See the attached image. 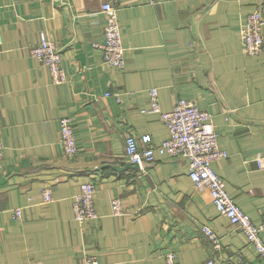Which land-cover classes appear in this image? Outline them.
<instances>
[{
  "label": "crops",
  "instance_id": "obj_1",
  "mask_svg": "<svg viewBox=\"0 0 264 264\" xmlns=\"http://www.w3.org/2000/svg\"><path fill=\"white\" fill-rule=\"evenodd\" d=\"M118 8L123 68L104 63L91 41L102 38L100 5ZM264 0H0V264H264L254 246L197 189L182 156L154 153L142 169L123 167L125 136L167 127L148 108L177 97L210 113L225 157L212 163L226 191L253 220L264 219V55L241 51L247 14ZM44 34L61 50L68 81L54 84L30 54ZM119 94L120 101L116 100ZM66 115L79 147L66 156L57 119ZM84 181L96 186L99 216L77 221L72 202ZM48 186L54 199L42 202ZM124 214H114L113 198ZM21 208V217L14 208ZM209 227L220 248L201 230ZM264 240V235L262 236Z\"/></svg>",
  "mask_w": 264,
  "mask_h": 264
},
{
  "label": "built area",
  "instance_id": "obj_2",
  "mask_svg": "<svg viewBox=\"0 0 264 264\" xmlns=\"http://www.w3.org/2000/svg\"><path fill=\"white\" fill-rule=\"evenodd\" d=\"M151 4L157 0H145ZM104 16L102 38L99 41H91L92 45L101 51L104 63L123 68L125 59L124 47L120 39V25L118 20V8L110 1L100 5ZM242 24L239 37L241 38V51L249 55H264V18L259 9L247 14ZM0 34V51H1ZM30 54L48 69L49 76L54 84L68 81L63 67L61 50L44 34H40L38 41L30 47ZM149 106L147 109L156 112L167 127V135L162 137L159 144L153 145L149 133L135 135L127 132L125 136V156L132 163H136L142 169L144 164L154 160V153L182 156L188 162V175L194 188L207 189L211 196V202L215 208L227 217L229 223L239 229L245 240L250 242L257 256L264 263V219L253 220L235 203L233 197L226 191L225 179L217 174L212 163L225 157V152L220 148L217 140L218 130L211 122H208L210 113L208 110L198 107L195 100L177 97L171 109L164 110L160 107L158 91L155 87L148 89ZM116 100L120 101L119 94ZM59 128V143L62 152L66 156H74L79 147L75 144V132L66 115H60L57 119ZM2 133L0 130V159L3 154ZM259 168H264V155L256 158ZM96 186L94 181H84L80 190L75 194L72 202V212L77 221H90L99 216L95 210ZM42 202L47 203L54 199L48 186L41 190ZM111 208L114 214H124L123 204L120 199L113 198ZM16 218L21 217V208H14ZM201 230L212 244V249L220 248L219 238L209 225H202ZM235 260L244 263L240 254ZM166 264H178L173 251L164 252ZM205 264H216L214 259H208Z\"/></svg>",
  "mask_w": 264,
  "mask_h": 264
},
{
  "label": "water",
  "instance_id": "obj_3",
  "mask_svg": "<svg viewBox=\"0 0 264 264\" xmlns=\"http://www.w3.org/2000/svg\"><path fill=\"white\" fill-rule=\"evenodd\" d=\"M113 168L115 169H124V168H127V166H131V167H135V168H138V165L136 163H132V162H127V164H125L123 167H120V166H116V165H112L110 164Z\"/></svg>",
  "mask_w": 264,
  "mask_h": 264
},
{
  "label": "rangeland",
  "instance_id": "obj_4",
  "mask_svg": "<svg viewBox=\"0 0 264 264\" xmlns=\"http://www.w3.org/2000/svg\"><path fill=\"white\" fill-rule=\"evenodd\" d=\"M85 262H86V264H99V262H97V260H94L91 258H87Z\"/></svg>",
  "mask_w": 264,
  "mask_h": 264
}]
</instances>
